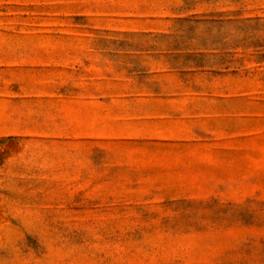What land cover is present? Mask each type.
<instances>
[{
    "label": "rangeland",
    "instance_id": "374dc122",
    "mask_svg": "<svg viewBox=\"0 0 264 264\" xmlns=\"http://www.w3.org/2000/svg\"><path fill=\"white\" fill-rule=\"evenodd\" d=\"M0 264H264V0H0Z\"/></svg>",
    "mask_w": 264,
    "mask_h": 264
}]
</instances>
